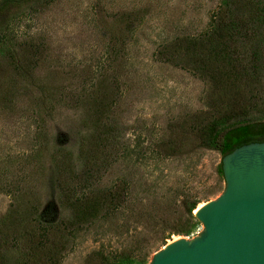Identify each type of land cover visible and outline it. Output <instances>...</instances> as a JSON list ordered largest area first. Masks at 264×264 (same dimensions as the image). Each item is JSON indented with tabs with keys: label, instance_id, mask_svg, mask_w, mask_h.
<instances>
[{
	"label": "trees",
	"instance_id": "16d2710c",
	"mask_svg": "<svg viewBox=\"0 0 264 264\" xmlns=\"http://www.w3.org/2000/svg\"><path fill=\"white\" fill-rule=\"evenodd\" d=\"M53 2L0 0V110L10 112L17 99L28 98L40 120L39 149L26 158L27 172L6 181L0 173V190L12 199L0 219V264H63L80 236L107 227L120 235L133 230L136 240L94 249L83 264H147L172 235L194 231L193 211L214 191L194 195L187 178L175 175L164 187L171 193L165 203L155 181L139 184L133 172L104 184L105 168L113 156L143 162L209 149L222 157L264 141V0H218L206 31L176 37L157 51L164 62L208 81L210 90L205 110L167 125L166 137L153 146L120 141L115 107L126 63L123 28L111 35L101 73L62 76L52 69L45 32L34 25ZM60 116L68 128L64 142L48 129ZM216 173L224 180L221 162ZM45 195L55 203L50 217L42 209Z\"/></svg>",
	"mask_w": 264,
	"mask_h": 264
},
{
	"label": "rangeland",
	"instance_id": "374dc122",
	"mask_svg": "<svg viewBox=\"0 0 264 264\" xmlns=\"http://www.w3.org/2000/svg\"><path fill=\"white\" fill-rule=\"evenodd\" d=\"M217 4L218 0H54L34 25L47 36L52 69L66 77L84 70L95 76L101 73L110 56L111 35L123 28L126 63L120 72L121 96L115 107L120 141L133 145L140 140L145 146H153L166 137L167 125L205 110L210 90L208 81L164 62L157 51L176 37L206 31ZM131 12V18L121 22L120 18L125 20L122 15ZM25 23L21 22L22 27ZM36 113L37 107L28 98L17 99L10 112L0 110V173H5L2 176L5 181L25 172L26 158L39 149L40 120ZM48 123L50 133L57 134L58 141L64 142L68 128L63 116ZM110 159L104 184L133 172L139 184L155 181L165 203L170 201L171 193L164 187L173 183L175 175L183 174L187 178L186 186L194 195L214 191L208 200L217 197L224 188V180L216 173L221 156L214 150L155 156L143 162H134L135 158L116 160V156ZM11 202V197L0 190V219L10 209ZM42 209L49 217L55 215L51 196L43 197ZM202 229L199 222L184 237H192ZM112 230L93 228L80 236L74 249L66 253L63 264H83L85 256L94 249L116 250L136 240L133 230L121 235ZM178 237L181 236L172 235L166 243ZM164 245H158L157 250Z\"/></svg>",
	"mask_w": 264,
	"mask_h": 264
},
{
	"label": "water",
	"instance_id": "95a60500",
	"mask_svg": "<svg viewBox=\"0 0 264 264\" xmlns=\"http://www.w3.org/2000/svg\"><path fill=\"white\" fill-rule=\"evenodd\" d=\"M224 188L193 211L202 230L154 252L149 264H264V141L221 157Z\"/></svg>",
	"mask_w": 264,
	"mask_h": 264
}]
</instances>
